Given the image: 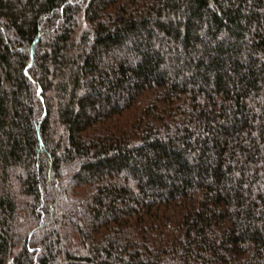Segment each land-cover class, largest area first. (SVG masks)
Here are the masks:
<instances>
[{"label": "trees", "instance_id": "trees-1", "mask_svg": "<svg viewBox=\"0 0 264 264\" xmlns=\"http://www.w3.org/2000/svg\"><path fill=\"white\" fill-rule=\"evenodd\" d=\"M0 264H264V0H0Z\"/></svg>", "mask_w": 264, "mask_h": 264}]
</instances>
